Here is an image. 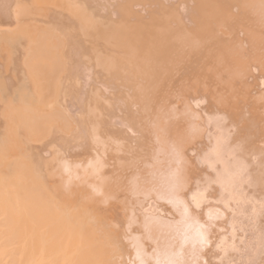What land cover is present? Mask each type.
<instances>
[{
    "label": "bare ground",
    "instance_id": "1",
    "mask_svg": "<svg viewBox=\"0 0 264 264\" xmlns=\"http://www.w3.org/2000/svg\"><path fill=\"white\" fill-rule=\"evenodd\" d=\"M100 1L102 0H32L33 4L45 2L53 6L47 10L37 7L33 11L31 3L26 0H0V41L5 39L7 42L9 39V47H12V54L8 52V48L6 59L12 62L16 74L22 73L19 83L23 79L30 80L28 86L25 84L21 88V84L16 81L14 84L8 76H0L1 102L8 100L9 96L11 98V94L17 91H14L17 89L16 84L20 89L15 92L18 95L14 93L16 105L11 102L12 98L9 99L8 105L12 103V107L16 109L12 108V113L8 111L12 114V119H8L9 115L5 124L8 120L7 128L14 127L9 129L10 134L16 135L11 133L13 129L20 135L24 131H20L21 123L25 121V128L29 132L27 134L34 137V140L31 138L33 141H38L29 142L30 145L24 148L23 157L29 159V162L28 159L25 162L20 158L22 154L18 156L19 159L15 156L17 149L15 154L8 152L19 146V140L16 141L20 139L19 136L16 139L12 135L7 138L9 132L5 138L0 136V173L8 174L14 169L13 166H16L14 171H17L14 172L17 175L15 178L8 174V177L13 178H8L11 182L16 181L14 186H0V226H7L0 231V239L4 241H0V264H128L121 255L123 251L126 254L125 249L121 251L119 247L121 252L115 250L120 245L113 248L115 251L107 250V247L112 246H108L111 244L108 242L110 240L104 238L105 234L113 243L118 235H122L118 238L121 246H126L127 243L132 245L133 240L138 245V241L145 237L152 239V253H149L148 248L144 249V244L140 247L148 256L154 255L152 259L155 264H264V146L254 144L255 140L251 143L252 140L249 141L248 137L247 140L241 137L238 126L245 124L247 127L248 122L245 119L247 122L237 124L238 117L243 114L241 106L239 108L242 113L228 107L215 108L209 112L207 107L205 109L201 105L204 96L185 91L190 79L196 76L194 73H199L196 69L198 63L202 62L201 66L209 69L233 65L240 72L246 70V59L249 62L251 57L257 61L263 60L264 63V0H179L181 11L175 8L160 10L162 5L155 3L157 6L147 10L151 14L149 22H144V17H140L135 9L127 8L128 0H113L109 2L110 8L106 5L110 16L104 23L101 22L103 19L100 16L103 15L100 10L107 11L103 4L106 0L101 2L103 5H100ZM118 2L122 13L114 5ZM136 4L139 5L137 2L132 3V8ZM40 9L41 12L44 11L41 16L49 20L42 22L51 23L50 29L53 31L55 28L53 32L58 33L53 41L46 37L48 35L45 36L46 33H38L37 30L34 31V36L29 37L34 33L29 31L26 22H36L33 18L31 21L29 15L39 13ZM246 26L251 30L246 29ZM26 36L30 38L27 41L31 49L27 48L26 40L22 41ZM82 36L92 37L94 42L97 38L102 39L104 49L98 48L102 43H93L87 49ZM26 51L29 53L26 60L29 67L23 62V53ZM94 62L102 66L107 74H96L102 91L94 86L90 88L95 80L92 78L95 74ZM251 65L249 67L254 66ZM203 70L205 71L203 68L200 72L203 73ZM10 77L12 78L11 75ZM263 77H259L260 85H264ZM238 87L240 89L241 86ZM49 95L54 97V103L62 105L59 111L54 106L57 110L52 113L51 110L54 109L46 106L47 102L44 100ZM180 95L188 100L187 107L182 112L174 104H170ZM8 112L5 113L6 116ZM253 113L247 118L257 126L258 121L264 120V116H257L259 111ZM56 119H59L62 127H58L63 128L62 130L56 128L57 123L54 125L58 122ZM147 127L154 129L153 137L149 135ZM134 129L142 132L138 141L134 139L135 146L131 144V136L128 138ZM262 132L261 138L264 139V129ZM132 135L136 137V133ZM9 138L15 140L14 144L18 142L16 147ZM24 140L27 141L28 138ZM185 140L187 144L183 143ZM21 142L20 139V144ZM154 146L158 148L155 149ZM160 149L171 155L172 162L166 170L147 162L151 160L149 153L154 158L156 153L153 151L159 152ZM185 152L193 154L192 159L199 168H194L193 172L188 167L190 174L187 173L182 179L180 167L181 159L186 156ZM77 155L80 157L76 160L74 156ZM101 165H106L109 169L101 171ZM78 166H81L80 172ZM34 171L38 172L42 180H46V174L50 179L53 178L59 188L67 189L69 194L62 190L66 199L68 195L71 194L72 197L75 191H80V184L82 188L89 189L88 193H82L89 200L96 194L100 195L99 193L105 200L108 197L119 200L117 196H123L126 200L124 202L130 203V207H125L129 214L124 212L120 216L119 211L120 217L113 216L110 223L115 224L117 230L111 226V234L105 230L98 233L95 228L98 231L102 229L92 226L91 221L86 224L84 220L81 222L76 214L78 212L72 215L73 211H62V214L61 208L57 213L54 211L53 215L54 208L46 205L45 198L39 197L41 194L37 196V190L35 193L31 188L28 189L32 192L24 189L27 180H32L28 176L33 175ZM2 179L0 182L4 181ZM6 181L5 183L8 182ZM49 193L50 197L56 198L51 190ZM140 195L145 199L144 202L140 207L132 208L136 199L137 202L142 201ZM95 200L102 201L100 198ZM50 201L52 204L53 200ZM206 204H213L215 211L221 213L219 219H214V222L209 220V224L208 221L203 222L205 214L201 219L199 216L202 212H197ZM167 205L170 207H166ZM112 207H116V204H109L108 209ZM122 218L124 223L134 222L139 228L136 226L138 229L133 228L127 233L126 228L122 227ZM33 222L37 224L34 225ZM15 238L22 242L19 254L15 249L9 250L6 247L10 243L8 239ZM9 251L15 252L17 256L11 257L8 255ZM36 253H39V259L34 258ZM139 257L140 261L143 257Z\"/></svg>",
    "mask_w": 264,
    "mask_h": 264
},
{
    "label": "rangeland",
    "instance_id": "2",
    "mask_svg": "<svg viewBox=\"0 0 264 264\" xmlns=\"http://www.w3.org/2000/svg\"><path fill=\"white\" fill-rule=\"evenodd\" d=\"M28 3H31L30 4V8L33 10V11H35V9L37 10V7H38V9L39 8H41L42 10H44L45 8V10H47L48 8L50 9V8H53V6H50L48 3H46L45 4V2H42V3H36V2H34V4H33V2H32V0H26ZM103 1V0H102ZM100 1V5H103L104 4V6H105V9H107V11L106 10H104V11H101L100 10V13L103 15V16H100V18H102L103 20L101 21L102 23H104V22H107V20H105V19H107L110 15H108L110 12H109V8H110V5H109V2H113V0H106V2L105 1ZM165 1H167V0H165ZM164 0H128V2H129V4H127V8H129V9H131V10H136V11H138V13L140 14V17L141 16H143L144 18V22H149L150 20H149V18H150V16H151V14L149 15V10H151V8L153 7V6H157V5H159V3H160V6L162 5V7L160 8V10H164V9H170V8H175L177 11H181V6H178V3L180 2L179 0H169L170 1V3H172V5H169L168 6V4H170L169 3V1H167V2H165ZM179 1V2H178ZM103 4H102V3ZM135 2H137V3H139V5H134L135 7L134 8H132L133 6H131V4L132 3H135ZM175 2V3H174ZM119 3L120 2H118L117 4L115 3L114 5L116 6V9L118 10L119 9V11L118 12H121L122 13V11H121V8H120V6L121 5H119ZM155 3H158L157 5H155ZM108 4V5H107ZM142 4V5H141ZM145 4V5H144ZM153 4V5H152ZM193 4V3H192ZM34 5H35V7H34ZM106 5L109 7V8H107L106 7ZM40 6V7H39ZM93 6V5H92ZM94 6H96V8H100L101 6H97V5H94ZM93 6V7H94ZM124 6V5H123ZM138 6H139V8H138ZM165 6V7H164ZM169 8H168V7ZM171 6H173V7H171ZM43 7V8H42ZM55 7V6H54ZM148 7V8H147ZM177 7H179V8H177ZM138 8V9H137ZM41 9H40V12L39 13H37L36 12V14H35V12L34 13H29L30 15H29V18L30 19H34V20H36V22H29V23H27L26 22V24H28V28H29V31L30 32H33L34 33V31H36V32H41V33H46L45 34V36L46 35H48V36H46L48 39H50V41L52 40L53 41V38L54 39H56L57 37H58V33H57V31H56V33H54L55 32V28H54V25H53V28L55 29H53V31H52V28L50 29V27L52 26L51 25V23L50 24H46V23H44V22H49V20H47L46 18H45V16L43 17V16H41V13L42 12H44V11H42L41 12ZM144 9H146V10H144ZM148 10V11H147ZM31 11V10H30ZM106 13V14H105ZM108 13V14H107ZM142 13V14H141ZM67 14H68V12H67ZM148 14V15H147ZM69 15V14H68ZM71 16V15H70ZM106 16V17H105ZM149 16V17H148ZM112 17V16H111ZM28 18V19H29ZM70 18H72L73 20L75 19V18H73V17H70ZM112 18H116V17H112ZM33 19L31 20V21H33ZM38 19H40L41 21H39ZM43 19V20H42ZM38 20V21H37ZM46 20V21H45ZM42 21H44V22H42ZM30 25H32V26H30ZM35 25V26H34ZM45 25V26H44ZM48 25V26H47ZM50 25V26H49ZM37 26V27H36ZM40 26V27H39ZM46 26H47V28H46ZM31 27H33V29L31 28ZM42 27V28H41ZM37 28V29H36ZM40 28H41V30L43 29V28H45V29H43L42 31L40 30ZM51 30H49V29ZM246 29H248V30H251V28L250 27H248V26H246ZM40 30V31H39ZM44 31H46V32H44ZM78 31H80V29L78 28ZM51 32V33H50ZM33 33H31V34H33ZM36 33H34L33 35H31V36H29V37H32V36H34ZM52 34V35H51ZM54 34H56L57 36L56 37H54L55 35ZM54 35V36H53ZM60 35V34H59ZM28 36V35H27ZM27 36H26V38H27ZM51 36V37H50ZM53 36V37H52ZM60 37V36H59ZM84 37V38H83ZM24 38V39H22V41L23 42H25L24 40H28V41H30V38ZM62 38V37H61ZM82 39L84 40V42H86V43H84V46L85 47H87V49H89L91 46H92V44L94 43V44H101V45H98L97 47L98 48H101V49H104V46H105V43H104V41L102 40V39H99V38H97L96 40H95V42H94V38H92V37H85V36H82ZM90 41H89V40ZM92 39V40H91ZM230 40V39H229ZM228 40V41H229ZM3 41H5V43L3 42ZM1 40L0 41V76L1 75H3V76H8L13 82L14 81H16L17 82V84H21L20 85V87L22 88L25 84H27V86H28V83H29V81L30 80H28L29 78H25L26 80H22L21 81V83H19L18 81V79H20V77H23L22 76V73H17L16 74V70L13 68V66H12V62H9V59L7 60L6 59V57L8 58V56H6L7 54V50H8V48H10L9 47V45H10V43H11V41H9V39L7 40V42H6V40L4 39V40ZM10 43H9V42ZM28 41L27 42H25V44L27 43V48H29L30 46V43H29V45H28ZM231 41V40H230ZM3 42V43H2ZM8 44V45H7ZM11 46V45H10ZM5 49V50H4ZM29 49H31V48H29ZM8 52L9 53H11L12 54V47L10 48V50H8ZM9 53H8V55H9ZM28 52L26 51L25 53H23V54H25V57H24V55H23V57H24V60H23V62H26V64H27V59L29 58V53L27 54ZM16 54V53H15ZM28 57H27V56ZM89 55V54H88ZM93 54L91 53L90 54V56H92ZM22 57V56H21ZM27 57V58H26ZM87 58V57H86ZM4 59H6V60H4ZM3 61H4V64H3ZM6 61V62H5ZM248 61V59H246V64L244 65L245 66V71L244 72H240V70L238 69H236L235 67H232V66H219V67H222V68H218V69H216V66L213 68H210L209 69V67H207V68H205L204 66H201L202 65V62L201 63H198V65L196 64V69H198V71H199V73H194V75H196V76H194V77H192L191 79H190V81H189V84L186 86V92L188 91V92H191V93H193V94H199V95H202V96H204L205 98H204V102H203V104H201L202 106H205V109H206V107H207V109H208V111L209 112H211V111H213V110H215V108H220V107H228L229 109H232V110H235V111H239V113H242L241 112V110H242V108H243V114H242V117L240 116V117H238V120H237V124L239 125V122L240 123H242L243 121L244 122H247L246 124V126L248 127V125H249V127L247 128V127H245V124L244 125H239L238 126V130L242 133V136L241 137H245V139L247 140V137H248V140H249V138H250V140L249 141H251V143L253 142V140H255L254 141V144H258V145H260V146H264V139L263 138H261L262 137V135L261 134H263V132L261 133V131L264 129V120H262L261 122L260 121H258V123H257V126H256V123L255 124H251L250 122H249V120H250V116L249 115H251V112L253 113L254 111L255 112H258L259 111V113H257V116H258V114L260 115V116H264V85H260V79L261 78H259L260 77V75H263L264 76V63H263V60H254L253 59V57H251L250 58V60H249V62H247ZM252 61V62H251ZM9 62V63H8ZM258 63H260V64H258ZM7 64H9V65H7ZM95 64V65H94ZM250 64H252V65H254V66H252V67H249L250 66ZM2 65V66H1ZM4 65V66H3ZM28 65V64H27ZM99 65L98 64H96L95 62L93 63V68H94V75H93V77L92 78H94L95 80H93V82H92V84H91V87L90 88H92L93 86L95 87V88H98L99 89V91H102L101 90V85H100V83L98 82V78L96 77L97 75L96 74H98V75H101V76H104V75H107V74H105V70L104 69H102L103 67L102 66H99L100 67V69H99V67H98ZM12 67V68H11ZM24 67V66H23ZM28 67H29V65H28ZM102 67V68H101ZM226 69H225V68ZM256 69H255V68ZM205 69V71L203 70V73H201L200 71L202 70V69ZM235 69V70H232V69ZM250 68V69H249ZM262 68V69H261ZM1 69L4 71V72H6L5 74L4 73H2L3 71H1ZM11 69V70H10ZM255 69V70H254ZM98 70V71H97ZM209 70V71H208ZM238 71V73H237V71ZM7 71H9V72H7ZM14 71V72H13ZM99 72H101L100 74H99ZM103 72V73H102ZM222 72H223V74H222ZM14 73L16 74L15 76H14ZM199 76H198V75ZM248 74H249V76H248ZM255 74H259L258 76H256ZM10 75L12 76V78L13 77H15V79L13 78H11L10 77ZM207 75V76H206ZM222 76V77H221ZM243 76V77H242ZM251 76L253 77V78H251ZM257 78H256V77ZM263 79H264V77H263ZM33 79L31 78V87H32V90H33V87H34V85L32 84V81ZM236 80V81H235ZM249 80V81H248ZM253 80H255V81H253ZM98 82V84L96 83V82ZM95 82V84L96 85H94L93 83ZM238 82V83H237ZM248 82V83H247ZM255 82V83H254ZM259 83L258 85H257V83ZM226 83V84H225ZM253 83V84H252ZM14 84H15V82H14ZM15 85V87L17 88V89H14V91L15 90H17V91H15V92H19V85ZM237 84V85H236ZM251 84V85H250ZM98 86V87H97ZM220 86V87H219ZM238 86H241L240 87V89H238L239 87ZM256 86H258V87H256ZM198 87V88H197ZM233 87V88H232ZM235 87V88H234ZM229 88V89H228ZM254 88V89H253ZM257 88V89H256ZM233 89H235V91L233 90ZM251 89H252V91H251ZM259 89V90H258ZM261 89V90H260ZM258 90V91H257ZM197 91V92H196ZM241 91V92H240ZM14 92V93H15ZM253 92V93H252ZM258 92V93H257ZM12 93L11 94V98L13 99L11 102L13 103V105H14V103H15V105H16V100H15V94L16 95H18L17 93ZM256 93V94H255ZM5 94V93H4ZM251 94V95H250ZM261 94V95H260ZM257 95V96H256ZM260 95V96H259ZM13 96V97H12ZM237 96H239L240 98H237ZM263 96V97H262ZM180 97V98H179ZM257 97V98H256ZM10 98V96L8 97V100H6L4 103L3 102H1V100H0V131L3 133H0L1 135V137H3V138H5V136L7 135V132H9V134H10V128H13L14 129V127H8L7 128V126L9 125V123H8V120H7V122H6V124H5V121H6V119L9 117V112L10 113H12L10 110L13 108L12 107V103L10 104V105H8V103L10 102L9 101V99H11ZM53 96L51 95H49V97L47 98H45V100H44V102L46 103V106L47 107H49L50 109H54V110H51V112L52 111H54V112H56V110L57 111H59L60 109V103L59 102H56V103H54V100H53ZM250 98H252V100L250 99ZM236 99H238L237 100V102H236ZM259 101H258V100ZM15 100V101H14ZM227 100V101H226ZM242 100H243V104H242ZM8 101V102H7ZM53 101V102H52ZM175 101V102H174ZM173 102H171L170 104L172 105V104H174L175 105V108H177L178 109V111H180V112H182L186 107H187V102H188V100H187V98L186 97H183L182 95H180V96H178V98H176L175 100H174ZM241 103H240V102ZM249 101V102H248ZM7 102V103H6ZM43 102V103H44ZM50 102H52V103H50ZM239 102V103H238ZM256 102H258V105H257V103ZM179 103V104H178ZM231 103H232V105H231ZM237 104V106H238V108H239V106H241L240 108H241V110H240V108H239V110H237L238 108H237V106H236V104ZM255 105H254V104ZM64 104V103H63ZM176 104H178V105H176ZM241 104V105H240ZM248 104V105H247ZM252 104V105H251ZM261 104V105H260ZM2 105V106H1ZM17 105H19V104H17ZM57 105H59V107L57 106ZM220 105V106H219ZM224 105V106H223ZM235 105V106H234ZM254 105V106H253ZM257 105V106H256ZM52 106V107H51ZM54 106H55V108H57V109H55L54 108ZM62 106V105H61ZM178 106V107H177ZM18 107V106H17ZM20 107V106H19ZM235 107V108H234ZM62 108V107H61ZM247 108H249V109H247ZM13 109H16V107L15 108H13ZM182 109V110H181ZM261 109V110H260ZM262 109H263V111H262ZM246 110L248 111V112H250L249 113V115H247V113L248 112H246ZM9 111V112H8ZM3 112V113H2ZM8 112V116H6L7 114H5V113H7ZM14 113V112H13ZM53 113V112H52ZM263 113V114H262ZM253 114H255V113H253ZM5 115V116H4ZM14 115V114H13ZM15 115H17V114H15ZM14 115V116H15ZM13 116V117H14ZM244 116V117H243ZM247 116H249L248 118H247ZM259 116V117H260ZM23 117V116H22ZM15 118V117H14ZM14 118H13V120H14ZM242 118H243V120H242ZM8 119H12V114L10 115V117L8 118ZM245 119H247V121H245ZM4 120V121H3ZM10 120H9V122H10ZM13 120H12V122L11 123H13ZM58 122H55V126H56V123L58 124L57 125V127L56 128H59L60 130H62L60 127H62L61 125H59L60 123H59V119H56ZM2 121V122H1ZM14 121H16V120H14ZM242 121V122H241ZM25 122V121H24ZM24 122H22L21 123V127H20V131L23 129L24 131H22L23 133H21L20 132V135H19V133H16L13 129L11 130V133H14V134H16V135H12V134H10V135H7L6 137L8 138V136H10V138H11V135L12 136H14L15 137V139L16 138H18V136H19V138L21 139V143L22 144H20V139H16V141L17 140H19V143L18 142H16V144H14V142H15V140L13 139V141L12 140H10V138L8 139L9 141H12V144H14L13 146L14 147H16L15 145H17V143L19 144V146L17 145V147L16 148H14V150L13 151H8L9 152V154H12V153H14L15 154V150H16V155L15 156H17V158L19 159V155H21L22 154V156L20 157L21 158V160L22 159H24V161H25V159L27 160L28 158H24L23 157V155L25 154V147H27V146H29L30 145V143H38V141H33L34 139V137L32 136L31 137V135H29V134H27V133H29V132H27V128H25V127H27V124H24ZM7 123H8V125H7ZM26 123V122H25ZM260 123V124H259ZM4 124H5V127H4ZM1 125H3V126H1ZM26 125V126H25ZM251 125V126H250ZM13 126H14V124H13ZM54 126V127H55ZM58 126H60V127H58ZM244 129H243V128ZM254 127V129L255 128H257V129H251V128H253ZM8 129V131H6L7 129ZM149 128V130H150V136L151 137H153V128H151V127H147V129ZM157 128V127H156ZM4 129H6L5 131H4ZM147 129H146V131H147ZM250 129H251V132L253 133V135H251L250 133L248 134V130L250 131ZM135 130V131H134ZM133 130V132H131L130 134H129V136H128V138L131 136V138H129V139H131V140H133V141H131V144L132 145H134V139H137V141L139 140L138 138H140V135H142V132L139 130V129H134ZM156 130V129H155ZM14 131V132H13ZM256 131H257V134H256ZM259 131V132H258ZM136 133V137H133V135L132 134H135ZM152 132V133H151ZM255 132V133H254ZM246 133H247V135H246ZM244 134V135H243ZM4 135V136H3ZM18 135V136H17ZM25 135V136H24ZM145 133H144V135H143V137H145ZM148 135V136H149ZM251 135V136H250ZM256 135V136H255ZM17 136V137H16ZM139 136V137H138ZM254 138V139H251V138ZM24 138L25 139H27L28 138V142L26 141V140H24ZM33 140H32V139ZM133 138V139H132ZM0 140H1V138H0ZM191 141H193V139H190ZM136 141V140H135ZM30 142V143H29ZM186 142V140L183 142L184 144H187V143H185ZM145 143V142H144ZM147 143V142H146ZM183 144V145H184ZM20 146H21V149H20ZM24 146V147H23ZM135 146V145H134ZM150 146V144L147 146V147H149ZM154 148L155 149H157L158 147L157 146H154ZM152 149V148H151ZM10 150H11V148H10ZM17 151H19L18 153H17ZM160 151H162V152H160ZM20 152H22V153H20ZM150 152H152V150L150 151ZM154 153H156L154 156H156V157H154L153 158V154H151V153H149L150 155H149V158L151 159V160H147V162H149L150 164L152 163L154 166L156 165L157 167L159 166L160 168H164V170H166V168H167V166H169V164H170V162H172V159H171V155H170V153H168L166 150H163V149H160L159 150V152H156V151H153ZM158 154V155H157ZM161 155V156H160ZM185 155L186 156H184V158H182L181 159V162H182V166L180 167V176H182V179H184L185 177H186V175H187V173H188V175L190 174V169L192 168L193 170V172H194V168H196V169H198L199 167H197V165L195 164V161H194V159H192V156H193V154L191 155V154H189L188 152H185ZM14 156V157H15ZM79 155H77V156H74V157H76V160L77 159H79V157H78ZM73 157V158H74ZM186 157V158H185ZM152 158H153V161H152ZM13 159H16V158H13ZM32 159V158H31ZM155 159H156V161H155ZM75 160V161H76ZM160 161V162H159ZM26 162V161H25ZM27 162H29V159L27 160ZM169 162V163H168ZM75 164H77L78 162H74ZM158 164V165H157ZM15 165V164H14ZM164 167H163V166ZM166 165V166H165ZM196 167H195V166ZM29 166V165H28ZM81 166H78V170H79V172L81 171V168H80ZM106 165H101V171H105V169H109L108 167H106ZM143 167L145 168V165H143ZM188 167H190V169H188ZM3 168V167H2ZM13 168L15 169L16 168V166L14 167L13 166ZM27 168V167H26ZM29 168V169H28ZM27 169L28 170H31V168L30 167H28ZM14 169H12L13 170V172H12V170H10L9 172H7L9 175L11 174V176L13 177V178H15V176H17L16 174H14V172L15 173H17V171H14ZM146 169H148V167L146 168ZM16 170V169H15ZM22 170H24V169H22ZM184 170V171H183ZM186 170H188V172L186 171ZM12 172V173H11ZM6 173H3V174H1L0 173V180L3 178L1 175H3L4 176V179H2V180H4V181H2V182H0V186H1V184H3L4 186H5V184H6V186H14V184L16 183V181H12L13 182V184H11L12 182L9 180V179H11V180H13V178H11V176H9L8 177V174H6ZM27 175H28V173H26ZM27 175H25V176H27ZM7 176V177H6ZM2 177V178H1ZM28 177H30L29 179H31L32 178V180H31V182H30V180H27L28 182H29V184H28V182H27V185H26V187L24 188V189H26L27 190V192H32L30 189H28V188H31L36 194H37V196H39L40 194V196L39 197H41V198H45L44 200H46L45 202H46V205L48 204V206H50L51 208H54V209H52V213L54 212V213H57L58 211H60L61 210V208H62V210H61V212L63 211L64 213H70L71 211H73V212H71L72 213V215H73V213L75 212H78V213H76V214H78V219H80L81 220V222H82V220H84V222H85V224L87 223V222H89V221H91L92 222V226H96V227H99V228H101L102 230H100V231H98L95 227V231H97L98 233H103L104 232V230L105 231H108L110 234H111V230H109V229H111V226H112V229H114V230H117V228H116V225L115 224H113V223H110V220H112V218H113V216H114V218H115V216H119V211H120V216L125 212L126 214H127V212H128V214H129V211L127 210H125V207H130V203L129 202H124V201H126V200H124V198H123V196H117L118 198H119V200L118 199H114V198H111L110 197V199H109V197L105 200V199H103V198H101V193H99L100 195H98V194H96L95 196H94V198L91 200H89L85 195V197H86V199H83V200H81L82 198H85L84 196H82V193L84 192V193H88V188H87V190H86V188H82L81 187V184H80V187H78V188H80V191H75V193L74 194H72V197H70L71 196V194L70 195H68V198L66 199V197H65V195H62V190L64 191V193L65 194H69L68 193V190L66 189H63V187H61V188H59L58 187V185L54 182V180H52L53 178H51L50 179V177H48L46 174H45V181L44 180H42V177H40L39 176V174H38V172L36 171H34V173H33V175H29ZM28 177H26L27 179H28ZM48 177V178H47ZM9 178V179H8ZM18 178V177H17ZM6 179H7V181H6ZM17 180V179H16ZM34 180V181H33ZM50 182H49V181ZM5 181L7 182V183H5ZM4 182V183H3ZM11 182V183H10ZM15 182V183H14ZM185 182V181H184ZM30 183H32V185H30ZM52 184V185H51ZM48 185V186H47ZM54 185V186H53ZM57 185V186H56ZM31 186V187H30ZM56 186V187H55ZM183 186H185V184H183ZM15 187H16V185H15ZM58 187V188H57ZM74 187V186H73ZM50 188V189H49ZM81 189H82V191H81ZM84 189V190H83ZM29 190V191H28ZM44 192V195L42 194V192ZM50 190L52 191V193L54 194V196H56V198L55 197H53V196H51L52 197V199H50L51 197H50ZM60 190V191H59ZM26 192V193H27ZM33 192V193H34ZM39 192V193H38ZM77 192V193H76ZM81 192V193H80ZM32 193V194H33ZM83 193V194H84ZM39 194V195H38ZM46 194V195H45ZM77 194V195H76ZM81 194V195H80ZM30 195H31V193H30ZM29 195V196H30ZM62 195V196H61ZM76 195V196H75ZM28 196V197H29ZM49 196V197H48ZM73 196H74V198H73ZM141 196V195H140ZM33 196L31 195L30 196V198H32ZM39 197H38V199H39ZM60 198V199H59ZM97 198H100L102 201H100V202H97L96 200V202L94 201V199H97ZM120 198H122V199H120ZM141 198V202L139 203V202H137L136 200H138V199H136L132 204H133V207L132 208H134V207H136V208H138V207H140V205H141V203L142 202H144V198H143V196H141L140 197ZM34 199V198H33ZM33 199H31V201L33 200ZM64 199V200H63ZM70 199V200H69ZM74 199V200H73ZM76 199V200H75ZM35 200V199H34ZM48 200L50 201V200H53L52 202V204H51V201H50V203H48ZM63 200V201H62ZM69 200V201H68ZM82 202H81V201ZM110 200H111V202H110ZM113 200V201H112ZM36 201H40V200H37L36 199ZM36 201H34L35 203H37ZM92 201H93V203H92ZM106 201H108L109 202V204H111V206L112 205H115L116 204V207H112V209L111 208H109L108 209V207H109V204H108V202H106ZM67 202V203H66ZM136 202H137V204H136ZM41 203H42V201H41ZM70 203V204H69ZM162 203H164L165 205L166 204H168L167 202H165V201H162ZM39 204V206H41V204L40 203H38ZM37 204V205H38ZM53 206H51V205ZM56 204V205H55ZM72 204H74V205H72ZM76 204V205H75ZM89 204V205H88ZM101 204V205H100ZM107 204V205H106ZM92 205V207H90ZM94 205V206H93ZM100 205V206H99ZM124 205V206H123ZM138 205V206H137ZM169 205V204H168ZM166 206V207H170V206ZM38 206V207H39ZM58 206H60V207H58ZM210 206V207H209ZM37 207V206H36ZM56 207H58L59 209H56ZM94 207V208H93ZM107 207V208H106ZM208 207L210 208V210H208ZM104 208V209H103ZM106 208V209H105ZM122 208V209H121ZM206 208H207V210H206ZM99 209V210H98ZM215 207H213V204L211 205V204H206L204 207H203V209L201 210V211H197L198 213H200V212H202V215L201 216H199L201 219L203 218V214H205L204 215V219H203V222H206L207 223V221H208V224L212 221V222H214V219H215V221H216V219H219L220 217H221V213H219V211H215ZM58 210V211H57ZM65 210V211H64ZM207 212H206V211ZM57 211V212H56ZM106 211V212H105ZM63 212H62V214H63ZM92 212H94L93 214H95V215H93L92 214ZM100 212H102V213H100ZM116 212V213H115ZM206 212V213H205ZM209 212V213H208ZM216 212V213H215ZM54 213H53V215H54ZM100 213V214H99ZM115 213V214H114ZM197 213V214H198ZM98 214V215H97ZM80 215V216H79ZM178 215V214H177ZM198 215H200V214H198ZM220 215V216H219ZM89 216H90V220H88L89 219ZM119 216V217H120ZM218 216H219V218H218ZM84 218H86V220L84 219ZM110 218V219H109ZM40 218H37V220H39ZM49 219H51V218H49ZM224 219V218H223ZM107 221V223L105 222V221ZM122 221H123V225H122V227L126 230V232L128 233L129 232V230H133V228L134 229H138L139 227H138V225H136V223H134V222H131L130 224H127L126 222L124 223V219L122 218L121 219ZM209 220H211V221H209ZM263 220H264V216H263ZM262 220V221H263ZM102 221H104V222H102ZM109 221V222H108ZM261 221V222H262ZM90 222V223H91ZM98 222V223H97ZM119 222H121V221H119ZM264 222V221H263ZM262 222V223H263ZM94 223V224H93ZM110 223V224H109ZM22 224V223H21ZM33 224H34V222H33ZM35 224H37V223H35ZM34 224V225H35ZM99 224V225H98ZM106 224V225H105ZM27 225H28V222H27ZM104 225V226H103ZM113 225H115V226H113ZM130 225V226H129ZM133 225V226H132ZM110 228H109V227ZM138 228H137V227ZM1 227H3V226H0V228ZM4 227H7V226H4ZM4 227L3 228H1L0 229V231H3L4 230ZM104 229H103V228ZM193 227H195V225L193 224ZM108 228V229H107ZM129 228V229H128ZM213 230V229H212ZM102 231V232H101ZM211 233V232H210ZM105 237L104 238H106L107 239V241L108 240H110V241H108L109 242V244H111V245H108V242L106 243V241H105V244H107L108 246H112V247H110L111 248V250H110V248L109 247H107L108 249L107 250H109V251H115V250H118V252L120 251V249H121V251H123L124 249H125V251H126V254L124 255V251L123 252H121V255H123V257H124V260L126 261V262H128V264H131V262L133 263H135V264H145V262L147 263V264H153V262H154V264H155V261H154V259H152V256H154L153 254H151V255H147V254H145L143 251V248L142 247H140L141 245H143L144 246V249L145 250H147V248L149 249V253H152V250H153V244H154V242L152 241V239H150V238H147V237H145L142 241L141 240H139L138 241V245L136 244V242L133 240V244L132 245H128L129 243H127L125 240H124V242L125 243H127L126 244V246H121V242H120V239H118V238H120V237H122V235H118V238H116L115 240H114V243H113V241L105 234L104 235ZM18 239V240H17ZM147 239V240H146ZM8 240H10V243L6 246V247H8L9 248V250H12V249H15L16 251H17V253L19 254V249H20V247H21V245H22V242H21V240L19 239V238H15V239H8ZM103 240V239H102ZM119 240V241H118ZM145 240V241H144ZM0 241L1 242H4L2 239H0ZM117 242L119 243V244H117ZM151 242V243H150ZM135 244V245H134ZM147 244V245H146ZM149 244V245H148ZM151 244V245H150ZM118 245H120V246H118V248H116ZM116 246V247H115ZM128 246V247H127ZM135 246V247H134ZM119 247H120V249H119ZM122 247V248H121ZM133 247H134V249H136L137 247L139 248L137 251H135L134 249H133ZM115 250H114V249ZM127 249V250H126ZM131 249L133 250V251H131ZM143 250V251H142ZM31 251V250H30ZM29 251V252H30ZM135 251V252H134ZM10 252V254H8V255H10L11 257L12 256H17L16 255V253L15 252H13V251H9ZM28 252V253H29ZM129 252L131 253L130 255H129ZM138 252V253H137ZM142 252V253H141ZM5 254H6V252H4ZM134 253V254H133ZM144 254V255H143ZM157 254H158V252H157ZM159 255H160V253H159ZM137 256V257H136ZM139 256H141V257H143L141 260H144V261H139V259H140V257ZM39 257H40V255H39V253H36V255H35V257L34 258H36V259H39ZM126 257V258H125ZM129 257H130V261H129ZM150 257V258H149ZM136 259V260H135ZM151 260V261H150ZM149 262V263H148ZM208 263H209V261H208ZM60 264H63V262H61ZM186 264H191L190 262H188V263H186ZM212 264V263H211Z\"/></svg>",
    "mask_w": 264,
    "mask_h": 264
}]
</instances>
